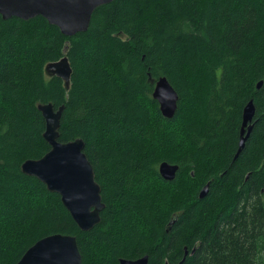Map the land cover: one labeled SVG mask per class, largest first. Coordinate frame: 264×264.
<instances>
[{"label": "trees", "instance_id": "16d2710c", "mask_svg": "<svg viewBox=\"0 0 264 264\" xmlns=\"http://www.w3.org/2000/svg\"><path fill=\"white\" fill-rule=\"evenodd\" d=\"M64 55L68 85L44 70ZM160 76L179 97L169 119L152 98ZM43 103L64 104L58 140H83L100 187L88 231L21 171L50 148ZM54 233L75 236L82 264H264V0H113L70 37L0 15V264Z\"/></svg>", "mask_w": 264, "mask_h": 264}, {"label": "water", "instance_id": "95a60500", "mask_svg": "<svg viewBox=\"0 0 264 264\" xmlns=\"http://www.w3.org/2000/svg\"><path fill=\"white\" fill-rule=\"evenodd\" d=\"M113 0H0L2 19L17 17L28 20L36 16L44 17L65 36H74L86 31L94 10ZM47 75H56L69 84L71 67L66 55L49 62L44 68ZM261 85L258 82L257 87ZM152 98L157 101L159 111L165 118L175 114L178 94L165 76L154 81ZM45 122L43 139L49 150L38 159H26L21 171L37 178L50 192L60 196L63 206L82 231H88L100 222V212L104 208L100 187L94 179L93 169L83 149L84 142L77 138L67 142L58 140V129L64 104L55 108L52 103L38 105ZM255 107L253 101L246 103L242 110V124L237 154L244 147L252 128ZM236 154V155H237ZM177 164L162 161L158 165L159 175L167 181L176 177ZM209 182L201 189L204 197ZM146 254L135 258H120L119 264H147ZM15 264H82L81 255L73 235L54 233L44 236L30 245Z\"/></svg>", "mask_w": 264, "mask_h": 264}, {"label": "clouds", "instance_id": "9594fccd", "mask_svg": "<svg viewBox=\"0 0 264 264\" xmlns=\"http://www.w3.org/2000/svg\"><path fill=\"white\" fill-rule=\"evenodd\" d=\"M219 71V70H218Z\"/></svg>", "mask_w": 264, "mask_h": 264}]
</instances>
